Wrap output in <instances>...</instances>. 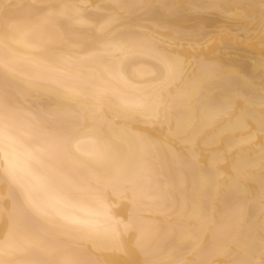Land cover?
I'll list each match as a JSON object with an SVG mask.
<instances>
[{"label": "bare ground", "instance_id": "obj_1", "mask_svg": "<svg viewBox=\"0 0 264 264\" xmlns=\"http://www.w3.org/2000/svg\"><path fill=\"white\" fill-rule=\"evenodd\" d=\"M0 264H264V0H0Z\"/></svg>", "mask_w": 264, "mask_h": 264}]
</instances>
